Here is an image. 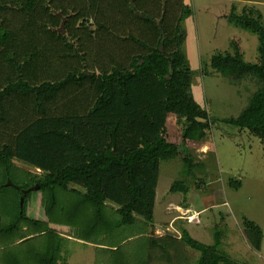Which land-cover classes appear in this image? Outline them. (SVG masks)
Instances as JSON below:
<instances>
[{
    "label": "trees",
    "instance_id": "16d2710c",
    "mask_svg": "<svg viewBox=\"0 0 264 264\" xmlns=\"http://www.w3.org/2000/svg\"><path fill=\"white\" fill-rule=\"evenodd\" d=\"M107 1L0 0V135L7 141L0 145V264H66L70 238L57 226L84 230L83 240L106 250L123 226L153 223L161 163L179 157L188 142L204 145L218 122L192 91L184 27L190 5L164 0V11L153 13L140 0H120L128 19L119 23L129 30L120 40L130 42L113 55L107 40L101 41L103 29L114 34L111 23L100 20L108 14ZM255 12L233 10L229 19L258 36L259 62H247L233 44L234 52H217L211 66L236 82L259 81L241 114L221 121L264 142V19ZM65 19L68 34L60 31ZM92 44L101 48L95 55L88 49ZM109 59L120 66L90 68ZM89 87L99 91L93 109L67 113L65 100ZM170 114L182 125L181 143L170 137ZM183 158L192 173L196 163L190 153ZM15 160L42 173L21 169ZM36 185L48 220L28 214ZM172 190L187 192V180L174 181ZM243 225L254 248L262 250V227L246 216ZM222 236L206 244L184 230L182 240L200 252L197 264H231L221 252ZM149 239L152 246L161 244L160 238Z\"/></svg>",
    "mask_w": 264,
    "mask_h": 264
},
{
    "label": "rangeland",
    "instance_id": "374dc122",
    "mask_svg": "<svg viewBox=\"0 0 264 264\" xmlns=\"http://www.w3.org/2000/svg\"><path fill=\"white\" fill-rule=\"evenodd\" d=\"M247 1L251 0H188L193 12L184 27L189 34V52L192 57V91L198 102L209 111L213 119H218V122L208 131L205 138L204 145L208 147L207 153L203 154L200 150L203 144L188 142L185 144L186 149L183 148L184 151L179 157L161 163L158 192L159 197L168 195L165 200H160L163 208L164 204L171 200L175 202L187 197V201L193 206L191 208L204 209L215 200L216 196L225 197L227 204L210 207L204 212L202 218L205 216L208 218V227L204 230L203 236H196L206 243L212 240L215 234L227 233L220 248L231 264H264V247L262 251H257L246 236V232L244 235L245 229L242 226L243 217L246 216L260 224L264 232V142L247 129L241 130L238 126L221 121L225 118L238 117L249 105L251 97L261 84L254 77H247L238 82L233 81L214 70L210 63L211 56L223 51L226 47L224 38L228 35L227 20L224 19L225 17L222 19V15L230 13L234 6L242 7ZM256 6L264 14V4ZM233 29L231 27L230 30ZM252 35L256 37V40H252L250 46L249 44L247 46L250 59L254 54L253 50L258 55V36L254 33ZM255 42H257L256 48H254ZM233 47L231 48L234 49ZM177 119L178 121L171 119L169 123L170 137L181 143L182 125L178 117ZM186 152L190 153L196 163L190 174L186 171L183 158ZM15 164L26 171L42 173L21 161L15 160ZM182 179L187 180L189 191L171 193L170 187L173 182ZM239 180L242 184L237 189L236 183ZM33 188L35 192L28 203V214L37 219L48 220L43 201L44 195L37 185ZM8 212V206L5 205L2 215L6 216ZM167 216L162 212L159 203L156 208V219H164ZM193 226L195 225L191 227ZM152 227L150 223L142 225V222L123 226L118 236L106 243V250H102L101 245L88 244L83 240L84 230L67 226H57L56 229L70 238L64 250L66 264L198 262L200 252L194 249L193 253L186 252L184 247L187 245L184 242L176 246L160 241V245L152 246L149 236L163 231L160 226ZM188 248L193 251L191 247ZM150 255L153 258L152 263L149 262Z\"/></svg>",
    "mask_w": 264,
    "mask_h": 264
},
{
    "label": "crops",
    "instance_id": "0c3cea01",
    "mask_svg": "<svg viewBox=\"0 0 264 264\" xmlns=\"http://www.w3.org/2000/svg\"><path fill=\"white\" fill-rule=\"evenodd\" d=\"M130 1H131V3L133 2V0H130ZM107 3L110 6L108 8L109 9L108 14L102 15V17L100 16V20L102 19L104 22H106V21L110 22L111 23L110 27H112V29L114 30V34L112 32L107 31L106 29L105 30L103 29L101 41L105 42V40H107V51L111 50L113 55H120L121 53L125 52L124 46L126 44H128L130 42V40H124V41L120 40L122 38H127L129 36V35H124V34H127L129 32V30L127 27L122 26L121 23H119V22L122 19L126 20L128 18H127V15L121 14V12H120L121 9L123 8V6L120 3V0H108ZM165 4L166 3L164 0H140L139 5L142 8L144 7V9H147L148 12L150 10L153 13H155V12H161L162 13L164 11V5ZM184 4L190 5L188 0H184ZM262 4H264V0H251V1H247V3L245 5H243L242 7L238 8L237 6H234L232 11L234 10L238 14H243L245 11H248L251 13L252 11L255 10L256 12L254 13L253 16L255 18H257L259 16V13H261L263 15V19H264V14L256 6V5H262ZM230 13L222 15V19L225 17L224 19L227 20L226 28H227L228 35L224 38L225 43H226V47L223 48V51H220V52H232L233 53L235 48L233 47L234 49H232L231 47L233 46V44H235V45H238L240 47L242 53L244 54V58L247 62H251V63L259 62V38H258V48H257L258 55L253 50L254 54L252 55V58L250 59V58H248V54H247V51L249 49V48H247V46H248V44L250 46V43H252V40H256L255 39L256 37H254V35H252L251 32H249L245 29H242L240 27H237L234 23H232L229 19ZM188 19L189 18H187L184 21V26H185V23ZM91 21L93 22L94 18H91ZM128 21H133V20H132V18H130ZM63 24H64V26H63ZM65 25H66V19L62 23L60 31L64 34H68V31H67ZM231 27H233L234 29L230 30ZM116 34H119V35H116ZM186 43H187V45H186ZM256 44H257V42H255L254 48H256ZM105 48H106V45L104 46V49ZM88 49H89V52L91 53V55H95L96 53L100 52V50H101L99 45L94 46L93 44H92V47L90 45ZM85 51H87V49ZM185 51L188 55V58L190 60V64L192 67V57H191V54L189 52V34L188 33H187V39L185 41ZM101 52L103 53L104 51H101ZM214 54H216V53H214ZM212 56H211V58H212ZM210 63H211V60H210ZM95 64L96 63L93 62L91 65L92 67H90V68L95 69L98 72L100 71V69L102 67L112 69V68L120 66V62L117 63V62L112 61L110 59L108 61H105V60L100 61V62H98L97 65H95ZM78 68H81V67L79 66ZM89 88H90V90H88L87 92L77 89L76 92H73L72 95H70L65 100V102H66L65 111L67 113H70L72 115H84V114H87L91 109H93V107L95 106L96 101L99 97V91L97 88L94 89V87H89ZM197 102H198V100H197ZM15 105L20 107L21 104L19 101H16ZM200 105L203 106L202 104H200ZM177 117L178 116L176 114H170L169 115V117H168L169 131L171 130L169 127V123L171 122V119H176L178 121ZM3 133H5V132H3ZM7 134H8V132L5 133V135H7ZM6 142L7 141H6L5 136L0 135V145L5 144ZM207 148L208 147L205 144L200 150L203 152V154H205V153H207V151H206ZM38 170L41 171V169H38ZM159 183H160V179H159ZM159 183H158V187H157V196H156V203H155V220L153 223H150V224L153 227L156 226L159 228V226H160L163 229V231L160 233L157 232L156 235L151 234V236L154 238H160L161 241H163V242L171 243L173 245L178 246L180 242H183V240H182L183 231L187 230L191 236H193L194 238H196L197 240L202 242V240L199 239L198 236H203L204 230H206V228L208 227V218L206 216L204 218H202L204 212H206L208 209H210V207L213 208L214 206L227 204V199L225 197H223L222 195H220L222 198L216 196L215 200H213V202H211V204H208L206 208L197 209V208H191L193 206L187 201L188 200L187 197H184L183 200L179 199V200H176L175 202L173 200L167 202L166 204H164L165 207L163 208L162 201H160V200H165L168 197V195H163L162 197H159V192H158ZM172 185L170 187L171 193L180 192V191L174 192L172 190ZM209 201H211V200H209ZM209 201H208V203H209ZM159 203L161 205L162 212L165 213L166 215H168L167 218H164V219L163 218H157L156 219V208L159 205ZM107 204L109 207L117 208V205H115L112 202H108ZM169 216H170V219H168ZM157 220H162V221L160 222ZM192 225H195V226L191 227ZM242 226H243V229H245L243 222H242ZM192 230H193V232H192ZM167 231L169 233H167ZM243 232L245 235L244 230H243ZM226 234H223V236H222V245L224 243L225 237L227 236ZM166 235H169V236H166ZM196 235H198V236H196ZM211 238H212V236H211ZM213 241L215 243V235H213V239L206 242V244H213ZM203 243H205V242H203ZM184 244H186V243H184ZM187 246L184 247V250L186 252L193 253L194 250L192 249L193 251H191V249L188 248L189 246L188 247ZM263 247H264V242L262 245V250H263ZM262 250H260V251H262ZM257 251H259V250H257ZM196 262L190 263V261H188L187 263L188 264H196Z\"/></svg>",
    "mask_w": 264,
    "mask_h": 264
},
{
    "label": "water",
    "instance_id": "95a60500",
    "mask_svg": "<svg viewBox=\"0 0 264 264\" xmlns=\"http://www.w3.org/2000/svg\"><path fill=\"white\" fill-rule=\"evenodd\" d=\"M63 26H64V24H63ZM37 188H39V185L37 186ZM23 201H24V198H22V203H23Z\"/></svg>",
    "mask_w": 264,
    "mask_h": 264
}]
</instances>
